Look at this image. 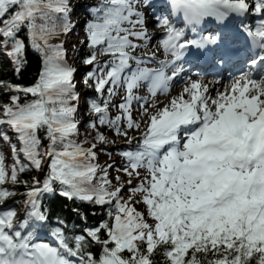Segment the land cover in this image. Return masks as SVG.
Wrapping results in <instances>:
<instances>
[{
    "label": "snow or ice",
    "instance_id": "6c2138e0",
    "mask_svg": "<svg viewBox=\"0 0 264 264\" xmlns=\"http://www.w3.org/2000/svg\"><path fill=\"white\" fill-rule=\"evenodd\" d=\"M139 2L100 0L87 8L84 32L89 54L82 63L92 67L83 83L94 87L98 96L85 98L86 111L95 119L87 121L92 132L79 141L74 139L80 124L76 116L81 94L74 80L78 69L67 63L63 39L52 43L75 27L70 0H0V17L18 7L0 28V48L13 70L23 71L28 46L41 62L31 85L0 80V88L10 93L0 104V139L12 150L10 166L0 150V264H264V77L253 79L249 70L224 85L223 91L217 88L215 95L210 84L221 85L223 79L189 77L180 93L160 107L156 98L168 95L180 78L179 61L187 46H202L215 38L203 43L182 38L160 17L164 58L158 59L156 53L136 56L134 50L147 47L154 38L144 13L137 10ZM219 3L222 17L229 12L261 17L254 28L245 30L253 44L264 49V0ZM24 27L28 45L18 37ZM100 54L111 57L103 67ZM148 63L156 66H145ZM141 87L148 95L137 94ZM120 88L126 95L116 105L112 98ZM21 94L32 99L21 102ZM134 104L139 105L140 116L147 117V127L133 147L137 137H128V130L141 128V121L133 117ZM110 105L119 109L114 117ZM98 125L124 136L128 145L119 153L125 166L116 169L115 187L110 179L115 164L95 162L97 148L110 142ZM89 138L91 146L84 147ZM45 139L48 145L43 149ZM100 150L107 153L106 148ZM45 157L48 171L42 180H21L28 171H43ZM141 169L147 174L142 176ZM121 172L128 177L126 182H121ZM21 185L23 193L16 190ZM125 188L127 199L122 196ZM18 195L25 197L19 202L23 217L15 208L2 207ZM46 196L105 208L106 217L87 225V213L74 208L86 226L80 232L69 231L68 221L59 216L51 224L50 209L44 210ZM141 202L146 212L137 209ZM43 231L56 243L41 240ZM93 244L101 249L99 258L90 250Z\"/></svg>",
    "mask_w": 264,
    "mask_h": 264
},
{
    "label": "trees",
    "instance_id": "16d2710c",
    "mask_svg": "<svg viewBox=\"0 0 264 264\" xmlns=\"http://www.w3.org/2000/svg\"><path fill=\"white\" fill-rule=\"evenodd\" d=\"M81 1H84V4L78 10V13H81L82 16H84L85 19L87 20V19H89V14L87 12V8L90 5L99 4L100 0H81ZM15 9H16V7H12L9 10L8 14H6L4 17H0V26H2L5 23V21H7L11 17V15ZM18 37L23 38L25 40L26 45L29 44L28 33H27L26 27L22 28L18 32ZM1 39H3V38L1 37ZM60 39H62V38L53 39L52 43L53 44L59 43ZM64 47L67 49V57H66L67 60L72 57L75 60L82 63V58L85 55L89 54L86 42L84 43V45L82 44L81 46H74V45L65 46L64 45ZM1 51H2V54H0V80H8V81H11L13 83H19V84L25 85V86L31 85L35 82V80L38 77V74L40 72V69H41V62H40L39 55L36 52H34L30 46H28L26 48V55H27L26 64L23 68V71L19 74H17L13 70L14 65L8 59V57L5 56L4 50L2 48H1ZM100 66L102 67V65H100ZM9 95H10L9 92H7L3 88H0V104L7 102L9 99ZM21 95H22V101L21 102H25V100H31L32 99V97L30 95L27 97H23V94H21ZM104 95L107 96V89H105ZM97 96H98V93H93V94H87L85 96V98L86 97L95 98ZM85 98H84V103L81 105V108L86 112L87 105L85 103ZM100 103H103V100H101ZM91 114L94 117L93 113H91ZM94 119H95V117H94ZM100 127H102V126H100ZM91 132H92V130L89 129L87 127V123H85L84 125L80 126L79 136L74 137V139H77L79 141H84L86 136H88ZM40 135L43 138L44 132L41 131ZM92 142H93L92 139L89 138L88 142L84 144V147H86V146L90 147ZM47 145H48V141L45 139L43 141V146H42L43 149H46ZM119 152L121 153L122 151H119ZM46 158L47 157H45V161H46ZM21 159H23L22 155H21ZM95 162L98 163V161H95ZM11 163H12V159H10L8 161L9 166L11 165ZM25 163H27V161H25ZM100 165L104 166L103 164H100ZM47 171H48L47 167H45L43 169V171H41L39 173L36 172L35 170L28 171V172L22 174L20 178H21V180L32 181L33 177H37V178L42 180L43 177L45 176V174L47 173ZM121 174L123 176L127 177L122 172H121ZM115 177H116V175H114L111 179L114 187L117 185ZM134 183H136V182H134ZM16 190L20 193H23L25 191V188L21 185V186H17ZM24 199H25V197L23 195H18L14 198H11L10 204L14 208H16L19 205H22V203H19V202L23 201ZM43 203H44V210L45 211H48L50 209V220L55 221L57 216L66 219L68 221L67 228L69 231L80 232L86 226L85 222L82 221L81 218L79 216H77L76 213L73 211L74 208H80L82 210L81 214H83L84 212L87 213V215H88L87 225H95L99 221H101L102 219H104L106 217V209L105 208H101L98 206L94 207V206L89 205L87 203L81 204L78 201L67 200L62 196H46L43 200ZM93 212H95L96 215H93ZM105 238H106V236H105ZM90 250L96 254L97 258H99V255L101 252V249L99 246H97L96 244H93ZM124 255H128V253H124ZM155 259L158 262H162V260H163V258L160 255H157L155 257Z\"/></svg>",
    "mask_w": 264,
    "mask_h": 264
},
{
    "label": "rangeland",
    "instance_id": "374dc122",
    "mask_svg": "<svg viewBox=\"0 0 264 264\" xmlns=\"http://www.w3.org/2000/svg\"><path fill=\"white\" fill-rule=\"evenodd\" d=\"M71 5L72 7L73 6H76L77 4L80 3V1H77V0H71ZM72 22H74V24L78 25L81 21V17L80 15L78 14H74V16L72 17ZM128 25H126L127 27ZM77 31L79 30L80 32V29L79 28H76ZM82 35L80 34L79 36L77 35H72L71 33L68 34L65 38H64V44L65 45H71V44H75V45H78L81 40H82ZM140 44H143L142 42H139ZM151 43H154V41H151ZM136 56H140V55H148V54H152V53H155V50L154 49H150L148 52H145L142 50V48H136ZM74 66L78 69H80V67L82 68L83 66L78 64V63H75L74 62ZM83 70H78L77 73L75 74V77H74V80H75V83L77 85V91L82 94L83 93V87L80 86V82H81V75H83ZM144 87H141L140 89H137L136 92L137 94H140V95H143L144 94ZM119 100L117 101L119 103V101L123 98V95L122 94H119ZM168 96V98L172 97L171 95H166ZM166 96H157L156 100L158 101V105L160 107H162L165 103V100H167L168 98H166ZM81 99V97H80ZM170 100V99H169ZM168 100V101H169ZM151 102V101H150ZM115 103V102H114ZM134 111H133V117L135 119H138L141 121V128L139 131H136V130H128V137H132V136H136L137 139L135 141H133V147L138 144L140 142L139 140V136L141 135V133L143 131L146 130V127H147V117H142L140 116V109L136 106V104H134ZM114 109V108H113ZM78 119L81 121H83L84 119L87 120V115H85L84 113L80 112L79 113V116H78ZM105 135L109 138V143L107 145H104L103 147L106 148L108 151H110V156H106L105 153L103 154V152H97L98 153V161L101 162V163H114L116 167H120L119 165V157L116 156V154H114L112 152V149L113 148H119V147H123V148H128V145L126 143V138L122 135H112L111 133H109L108 131L105 132ZM112 141H114V143H112ZM1 150L9 155V150L7 149H2ZM115 168V167H114ZM116 169V168H115ZM113 170V169H111ZM141 171V170H140ZM121 182H124V179H122ZM126 188L124 189V193H126ZM137 209L138 210H143V205L141 203H138L136 205Z\"/></svg>",
    "mask_w": 264,
    "mask_h": 264
},
{
    "label": "clouds",
    "instance_id": "9594fccd",
    "mask_svg": "<svg viewBox=\"0 0 264 264\" xmlns=\"http://www.w3.org/2000/svg\"><path fill=\"white\" fill-rule=\"evenodd\" d=\"M169 5L172 19L164 17L168 21V26L178 32L182 38H185L186 31L191 29L196 32L204 22L209 18H214L218 23H223L224 19L230 14L220 15V3L219 0H167ZM176 18H180L184 21L182 27H177L174 23ZM215 38V37H214ZM208 39L205 36L204 40L190 39L193 41H206ZM204 44V43H203Z\"/></svg>",
    "mask_w": 264,
    "mask_h": 264
},
{
    "label": "bare ground",
    "instance_id": "6f19581e",
    "mask_svg": "<svg viewBox=\"0 0 264 264\" xmlns=\"http://www.w3.org/2000/svg\"><path fill=\"white\" fill-rule=\"evenodd\" d=\"M148 6V5H147ZM141 9H142V7H141ZM154 9V7H152V6H150L149 8H148V10L146 11V13L144 14V18H145V20H146V18H147V15H148V13L149 12H151L152 10ZM142 11H144L143 9H142ZM146 28L148 29V31H149V33H150V31L152 30V28H150V27H152V25H150V26H148L149 24H148V22H146ZM154 31H155V29H153ZM155 35L157 36L158 35V33H155ZM155 47L158 49L159 48V51H161L162 52V50L160 49V47H159V43H156L155 44ZM146 49H148V47H145ZM227 81H224V83H226ZM218 88V86L217 85H215L214 87H213V89L214 90H216ZM181 91V90H180ZM170 98H168V100H169Z\"/></svg>",
    "mask_w": 264,
    "mask_h": 264
}]
</instances>
